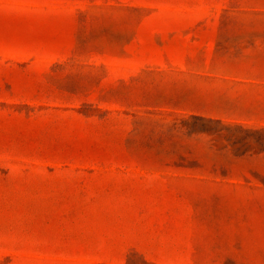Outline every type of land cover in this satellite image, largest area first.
Segmentation results:
<instances>
[{
  "label": "rangeland",
  "instance_id": "rangeland-1",
  "mask_svg": "<svg viewBox=\"0 0 264 264\" xmlns=\"http://www.w3.org/2000/svg\"><path fill=\"white\" fill-rule=\"evenodd\" d=\"M0 264H264V0H0Z\"/></svg>",
  "mask_w": 264,
  "mask_h": 264
}]
</instances>
